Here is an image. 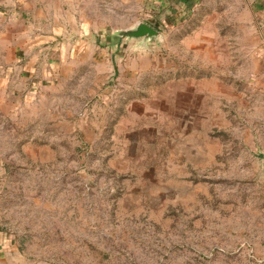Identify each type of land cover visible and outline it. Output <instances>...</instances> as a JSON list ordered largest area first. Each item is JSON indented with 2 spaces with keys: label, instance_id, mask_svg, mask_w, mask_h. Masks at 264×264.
<instances>
[{
  "label": "rangeland",
  "instance_id": "374dc122",
  "mask_svg": "<svg viewBox=\"0 0 264 264\" xmlns=\"http://www.w3.org/2000/svg\"><path fill=\"white\" fill-rule=\"evenodd\" d=\"M158 1L0 0L17 264H264V32L249 0Z\"/></svg>",
  "mask_w": 264,
  "mask_h": 264
},
{
  "label": "crops",
  "instance_id": "0c3cea01",
  "mask_svg": "<svg viewBox=\"0 0 264 264\" xmlns=\"http://www.w3.org/2000/svg\"><path fill=\"white\" fill-rule=\"evenodd\" d=\"M198 0H159L158 3L165 5L171 3L181 9H188L197 4ZM249 10L254 22L264 32V0H249ZM17 246L12 240L0 231V264H17Z\"/></svg>",
  "mask_w": 264,
  "mask_h": 264
},
{
  "label": "water",
  "instance_id": "95a60500",
  "mask_svg": "<svg viewBox=\"0 0 264 264\" xmlns=\"http://www.w3.org/2000/svg\"><path fill=\"white\" fill-rule=\"evenodd\" d=\"M122 37L126 38H154L158 35L157 31L145 23H139L132 30L123 31L120 33Z\"/></svg>",
  "mask_w": 264,
  "mask_h": 264
}]
</instances>
